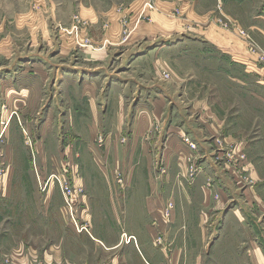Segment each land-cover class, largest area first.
Returning a JSON list of instances; mask_svg holds the SVG:
<instances>
[{
	"label": "rangeland",
	"instance_id": "1",
	"mask_svg": "<svg viewBox=\"0 0 264 264\" xmlns=\"http://www.w3.org/2000/svg\"><path fill=\"white\" fill-rule=\"evenodd\" d=\"M155 1L0 0V264L28 248L72 252L73 230L123 233L134 193L142 234L155 224L159 247H189L184 261L264 264V218L243 197L248 157L214 123L218 112L237 134L251 109L261 117L262 79L205 40L195 11ZM108 181L115 205L100 194Z\"/></svg>",
	"mask_w": 264,
	"mask_h": 264
},
{
	"label": "crops",
	"instance_id": "2",
	"mask_svg": "<svg viewBox=\"0 0 264 264\" xmlns=\"http://www.w3.org/2000/svg\"><path fill=\"white\" fill-rule=\"evenodd\" d=\"M212 1H214V9H209V7L205 9V0H156L154 11L157 10L158 12L165 8L167 12H172L177 5L181 7L183 12L195 11V19L199 23H203V25L199 24V27L204 30L205 40L223 51V56H226L230 62L240 64L244 69V76L255 74L261 77L263 83L262 94L259 96L263 110L261 117H257L255 120L253 109H251L249 120L245 121L247 127L237 130V134L230 128V122H228L227 117L220 116L218 112H214V123L216 126L218 125V136L216 138H221V143L223 141L224 145L235 144L237 151L241 152L243 150L246 153L248 157L246 164L247 182L244 187L243 197L249 207L253 209L251 210L253 211L252 213L255 215L256 213H261L264 218V60L262 62L258 61L257 55L248 49V41H245L239 35V29L245 30L264 53V0ZM137 3L134 4V9H132L135 17L142 13V6L138 5L136 7ZM88 55L91 58L90 60L99 61L98 59L102 57L103 51H90ZM229 77L237 79L231 74ZM84 81L82 84L84 89L92 91L93 82L89 83L90 81L87 79ZM89 88L91 90H88ZM250 94L251 96L254 95L253 90H251ZM207 102L209 101L204 100V109H210V105ZM217 108L214 105V109L216 110ZM236 175L238 176L239 174L237 173ZM91 185L92 183H86L84 187L88 189ZM102 185L105 191L100 194L105 196L109 205H115L117 201L113 191L120 184L108 181L106 183L102 182ZM121 187L124 188V185H121ZM116 194L123 199L126 198V193ZM82 199L85 201V194L80 196V200ZM136 201L141 205L139 202L141 201V196L138 193H134L133 208H130L127 214H124L126 216L124 221L127 223V229L125 228L123 233L114 229L98 234L92 231L88 233L72 229V252L66 250V254H64L62 250H55L49 253L50 250L44 252L41 248H28L23 250L21 255H12L14 264H34V258L37 255L42 257L48 255V257H53L59 261L64 257V259L69 261L72 260L73 264H201L199 261L194 263L186 262L182 259V255L179 256V253L185 252L184 249L189 247L183 246L180 249V246H176L171 251L166 247H159L155 243L157 236L155 224L146 225L144 236L141 223H143V219L148 220V216L146 217V214L142 216V213L135 211ZM153 201L152 199L149 202L152 203L154 208ZM104 206L108 207L107 204ZM77 209H80V206ZM87 212L85 209L83 212L85 216L88 215ZM115 213L114 218L118 220L121 213L119 214L118 210ZM149 220H151V217ZM130 236H134L135 240L130 239ZM54 247L52 246L51 248Z\"/></svg>",
	"mask_w": 264,
	"mask_h": 264
},
{
	"label": "built area",
	"instance_id": "3",
	"mask_svg": "<svg viewBox=\"0 0 264 264\" xmlns=\"http://www.w3.org/2000/svg\"><path fill=\"white\" fill-rule=\"evenodd\" d=\"M68 188V187H67ZM67 203L71 205V200H67ZM73 218V215L71 216Z\"/></svg>",
	"mask_w": 264,
	"mask_h": 264
}]
</instances>
